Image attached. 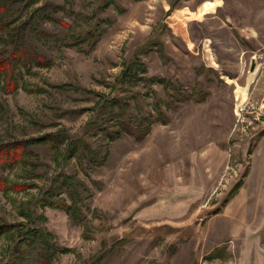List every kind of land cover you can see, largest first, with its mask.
<instances>
[{
	"label": "rangeland",
	"instance_id": "rangeland-1",
	"mask_svg": "<svg viewBox=\"0 0 264 264\" xmlns=\"http://www.w3.org/2000/svg\"><path fill=\"white\" fill-rule=\"evenodd\" d=\"M10 12L30 17L28 46L49 64L0 88V144L61 140L0 168V229L11 230L0 264L17 257L25 228L66 250L45 264H264V0H20ZM104 95L127 101L120 123L149 131L81 167L64 149ZM57 173L87 188L77 222L55 206L70 204L63 193L41 205ZM34 248L23 262H46Z\"/></svg>",
	"mask_w": 264,
	"mask_h": 264
},
{
	"label": "trees",
	"instance_id": "trees-1",
	"mask_svg": "<svg viewBox=\"0 0 264 264\" xmlns=\"http://www.w3.org/2000/svg\"><path fill=\"white\" fill-rule=\"evenodd\" d=\"M19 1L0 0V43L8 39L9 44H12V47L5 50V53L0 51V88L8 89L9 91L17 87L24 69L32 65L47 66L49 64L47 59L42 58V56L38 55L28 46V38L32 31L30 17L16 22L21 17H13V14L10 12L12 6ZM139 71L142 74L146 73L145 67L141 70L139 69ZM126 79L128 80V77L125 71H123L120 75V80ZM94 110L95 119H91L85 124V137L82 136L71 142H67L68 145L65 142L66 147L64 146V152L68 155L67 158L74 157L81 167L85 164L89 169L103 165L108 154V144L111 141L120 138L124 134L133 135L135 139L140 140L149 131L148 125L143 126L140 122L133 123V125L129 121L126 122L127 124L120 123L124 118L126 120L128 115L132 116L131 113H127V101L124 99H118L115 96H101ZM114 119H116L117 124ZM108 121L112 125L116 124V130L107 131V128L102 126L103 123H107ZM100 131L102 132L101 136H107L106 139L108 140L103 145H100L98 142ZM60 137V133H52L38 138L15 140L0 144V168L13 167L18 163L27 161L26 157L29 153L28 147L30 144L43 143L49 139L58 142L61 140ZM4 188H8V184L6 179L0 175V190ZM85 191H87L85 184L74 173H57L53 177L51 184L43 192V198H40V201L45 202L41 205L53 206L55 204L54 200H52L53 197L63 193L67 196L70 204H65L64 202L66 201L61 200L62 204L57 203L55 206L63 209L72 221L77 222L82 217L78 203L81 201L82 193ZM3 228L0 229V235L11 231L10 228ZM47 235L42 230L36 228H25V231L21 230V235L19 236V243L21 245L17 247V257L6 264H25L23 262L25 250L29 252L32 247H35V251L38 249L37 261L38 259L40 260L41 256H44V252L48 255L47 261H40L39 264L49 263V256L52 253L66 251L64 248H58L54 243H49L45 237ZM217 257L218 255L215 252L210 253L208 256L209 259Z\"/></svg>",
	"mask_w": 264,
	"mask_h": 264
}]
</instances>
